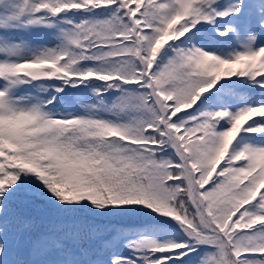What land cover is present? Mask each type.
Wrapping results in <instances>:
<instances>
[{"label": "snow or ice", "instance_id": "snow-or-ice-1", "mask_svg": "<svg viewBox=\"0 0 264 264\" xmlns=\"http://www.w3.org/2000/svg\"><path fill=\"white\" fill-rule=\"evenodd\" d=\"M0 264H264V0H0Z\"/></svg>", "mask_w": 264, "mask_h": 264}]
</instances>
